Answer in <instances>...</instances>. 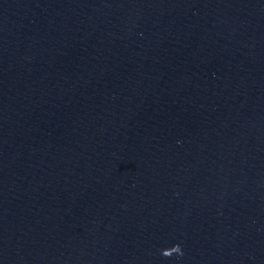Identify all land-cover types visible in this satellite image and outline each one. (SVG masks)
Returning <instances> with one entry per match:
<instances>
[{"label":"water","instance_id":"obj_1","mask_svg":"<svg viewBox=\"0 0 264 264\" xmlns=\"http://www.w3.org/2000/svg\"><path fill=\"white\" fill-rule=\"evenodd\" d=\"M0 264H264L204 0H0Z\"/></svg>","mask_w":264,"mask_h":264}]
</instances>
